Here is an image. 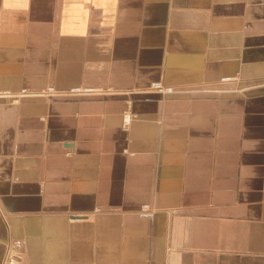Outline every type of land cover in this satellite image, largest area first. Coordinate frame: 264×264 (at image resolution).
Instances as JSON below:
<instances>
[{
	"label": "crops",
	"instance_id": "crops-1",
	"mask_svg": "<svg viewBox=\"0 0 264 264\" xmlns=\"http://www.w3.org/2000/svg\"><path fill=\"white\" fill-rule=\"evenodd\" d=\"M262 80L264 0H0V91L103 90L0 96V264H264Z\"/></svg>",
	"mask_w": 264,
	"mask_h": 264
},
{
	"label": "built area",
	"instance_id": "built-area-1",
	"mask_svg": "<svg viewBox=\"0 0 264 264\" xmlns=\"http://www.w3.org/2000/svg\"><path fill=\"white\" fill-rule=\"evenodd\" d=\"M234 79L233 76L230 75H225L223 76L221 79L222 80H229V79ZM151 87L155 88V92L161 94V96H164L165 94H171L176 92L175 89L173 88V86L171 85H165L160 83L159 81H153L149 84ZM255 88L257 87H261L264 89V80L263 82H259L257 85L254 86ZM98 87H92V86H79V85H75L72 87H68V89H64V90H59L56 88H53L52 85H48L46 87H44L43 89L37 91V93L40 96H50V95H89V94H99L102 91L99 90L97 92ZM25 91V89H20L17 92H9V91H0V96H15L18 93L22 94L21 92ZM126 113V112H125ZM129 114L130 113H126ZM125 114V115H126ZM124 115V117H125ZM127 118H123V125L127 126V124H125V120ZM155 214V209L147 202L142 203L141 205H139L138 209H137V215L143 219H151Z\"/></svg>",
	"mask_w": 264,
	"mask_h": 264
},
{
	"label": "bare ground",
	"instance_id": "bare-ground-1",
	"mask_svg": "<svg viewBox=\"0 0 264 264\" xmlns=\"http://www.w3.org/2000/svg\"><path fill=\"white\" fill-rule=\"evenodd\" d=\"M160 83H162L161 81H159ZM163 84V83H162ZM81 86H84V85H81ZM53 87V86H52ZM53 88H55V87H53ZM99 90H101L100 88H98L97 89V92L99 91ZM149 90H151V91H154L155 90V88L154 87H151L150 85H149ZM101 91H103V90H101ZM155 92V91H154ZM22 94H17V95H15L14 97L13 96H11L14 100H17V99H19L20 97H22V96H40L38 93H37V91H30V90H28V89H25V91H23V92H21ZM89 95H94V94H89ZM5 97H8V96H5ZM126 113H129V111H126ZM126 113H124V115L126 114ZM129 114H126L125 115V117L124 118H127L126 120H125V124H127L128 123V121H129Z\"/></svg>",
	"mask_w": 264,
	"mask_h": 264
},
{
	"label": "rangeland",
	"instance_id": "rangeland-1",
	"mask_svg": "<svg viewBox=\"0 0 264 264\" xmlns=\"http://www.w3.org/2000/svg\"><path fill=\"white\" fill-rule=\"evenodd\" d=\"M225 76V75H224ZM231 76V75H230ZM223 76H221V77H219V81H222V82H227V81H232V80H234L236 77H234V79L232 78V79H229V80H222L221 78H222ZM261 82H263V80L261 81ZM72 86H75V85H72ZM72 86H70V87H72ZM79 86H81V84L79 85ZM84 86H92V85H84ZM53 87H55V86H53ZM69 87V88H70ZM92 87H96V86H92ZM255 87H254V85H248V86H246V87H242L241 88V90L242 91H251V90H253ZM22 89H25V88H22ZM43 89V88H42ZM68 89V88H67ZM41 90V89H40ZM175 91L177 92L178 90H176L175 89ZM176 92H174V93H176ZM171 94H173V93H171ZM171 94H165L164 96H162V97H166L167 95H171ZM161 95V94H160ZM8 97H10V98H12L11 96H8ZM13 99V98H12ZM18 100V99H17ZM8 264V260L7 259H5L4 261H2V263L1 264Z\"/></svg>",
	"mask_w": 264,
	"mask_h": 264
}]
</instances>
